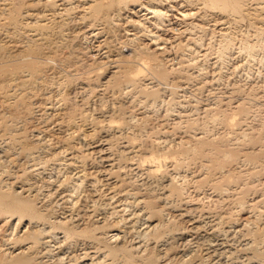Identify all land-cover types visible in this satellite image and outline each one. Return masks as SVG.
Masks as SVG:
<instances>
[{"label":"rangeland","instance_id":"374dc122","mask_svg":"<svg viewBox=\"0 0 264 264\" xmlns=\"http://www.w3.org/2000/svg\"><path fill=\"white\" fill-rule=\"evenodd\" d=\"M1 1L0 81L4 84L3 88L7 92L4 97L7 95L8 97L4 99L0 93V103H2V100L12 101L15 94V97L20 96L18 94H24V99L28 98L25 99L26 103L30 105L32 102L33 111L28 118L5 116V119H10L11 126L14 124L13 129L16 128L9 134L2 132L0 129V180L18 185L19 182L32 179L30 180L33 184L32 187H34V190H39L37 191L38 198L35 197L34 199L35 207L39 211L42 210L48 219H53L52 217L57 215H72L78 218L81 226L89 228L96 218L101 219L105 215V218L108 217L107 222L112 221L105 225V231L113 228L111 226L116 224L113 222L115 219H119L117 223L123 222L117 224L120 227L129 224L130 226L123 228L126 230L129 239L132 238L138 240V243L141 242V249L137 253L142 251V247L146 248L148 246V248L143 249L147 252L142 251V253L154 254L156 247L151 248L154 242L161 247L162 251L170 253V255L163 254L161 259L159 258L160 261H166L167 259L169 264L173 263L171 260L176 259V257L168 259L167 256H171L173 251H179L178 253L183 254L181 255L184 258L183 263L188 262L186 264L197 263L200 256L203 260L200 261L202 264H246V261L247 264H251L250 261L244 258L245 248H243V243L252 234H256L260 249H264V0H243L242 7L245 9L242 8L237 13L230 9H219V7L208 4L203 5L202 0H160L158 4L161 5L162 2L161 6L166 10L164 24L167 27H164L165 30L158 31L166 39L158 41V45L164 49H162L163 52L157 53L164 71H157L153 74L154 76L149 73L142 74V77L139 76L140 80L137 79V83H133L137 87L133 84L129 86L124 81L119 83L121 86L124 83L122 87L119 84L113 86L112 83L109 84L110 82L106 85L105 82H102L105 78H97L93 92L85 84V75L95 73L98 69L103 71L112 69L111 66L115 62L111 59L117 55L119 48L121 59H130L131 42L136 41V43L147 46L150 50L153 49V45L143 36H138L136 39L134 37L131 42L128 41L131 46L127 43L123 47L120 46L121 41L125 39L124 29L129 28V32L132 31L123 18V16L129 15L125 9L121 8L123 11H121V17L116 18L117 20L103 21V18L102 20L99 19L101 24H99V21L94 20L89 25L86 22H79L80 20L77 18L80 9V6H77L79 0H55L56 4L63 3L59 5L65 8L60 17L49 15L50 10L48 8L51 6L45 4V8H43L44 4L41 3V0L40 2L34 1L37 6L31 0ZM140 1L146 3L149 0ZM29 5L32 8L46 10L44 12L47 13V16L42 17V21L46 24L45 26L43 24L44 27L41 28L45 32L41 30L39 32L38 28H34V25L21 23L19 16L15 20L10 19V13L18 15ZM69 6L70 8H68ZM115 7L116 5H111L108 11L116 10L117 7ZM180 9H192L194 12L188 13L185 17L180 15L182 11ZM178 11L180 12L178 13ZM61 17L62 23L60 21ZM112 22L116 25L115 27ZM94 23L103 28L100 34L90 35L85 32ZM103 24H105V27ZM149 27L153 29L152 24H149ZM105 29H109L111 32ZM35 38H37L36 41H34ZM179 40L182 43L176 46L175 43ZM224 40L226 42L230 41V44L228 42L223 44ZM245 43H249L250 46L246 48ZM25 54L36 60L41 68V70L39 68L41 73H38V77L32 82L33 87L28 83L14 84L21 78L20 74L25 72L19 70L23 66L17 68L22 65L24 60L21 57ZM61 60L65 61L62 62ZM41 61L46 62L42 63ZM3 68L4 70H2ZM14 70H18L17 73ZM13 75H17L18 77H15L17 79ZM5 79L7 82H4ZM7 85H13V87L8 86L9 88H7ZM23 85H26L27 88ZM144 85L149 87L145 88L147 91L154 90V93L140 91L139 86ZM125 86L126 88H124ZM3 88L1 89L3 90ZM22 88L23 90H21ZM85 88L87 89L85 90ZM15 89L16 91H14ZM135 89H139L141 93ZM10 93L11 95H9ZM0 111V115L5 111L1 104ZM233 111L236 112L234 115H237L236 120L233 119V124H227L225 119ZM63 114L65 117H63ZM106 114L115 115L114 118L118 117L117 121L121 126L119 124L118 126L108 127L107 131L105 128L107 127L105 124L106 119L104 120ZM60 116L62 119H60ZM1 118L0 116V120ZM85 119L87 121H84ZM119 121H122V123ZM101 124H105V126H101ZM113 127L116 128L112 129ZM105 134H108V137L111 136L108 138L107 141L109 142H106L107 144H103L104 141L102 140ZM83 136H85L88 144L82 145L83 142L79 143V138ZM127 138H130V141ZM67 141L81 144L82 149L88 148L90 145L103 144V147L99 150L96 148V150L91 149L90 151L89 149L91 153L89 152L81 159L83 165L85 164L84 167L96 179L92 182L83 179L79 183V186L82 187L78 186L77 188H80L78 190L70 187L71 190L68 187L72 185L71 181L73 182V180L67 175L73 174L76 169L68 168L63 163L62 157H59L60 155L57 157L58 159L56 155H53L54 151L59 150L65 143H68ZM126 142H131L132 147L135 146L134 149L146 154L153 150L159 153L165 152L169 155L158 173H166L165 175L172 176L174 184H179L176 185L179 186L178 194L181 195L176 193L167 194L168 196L166 195L163 199L164 202H161L164 204L159 202L160 206L164 207L160 211L162 213L149 214L150 217L153 215L158 218L161 217L159 219L163 225L160 227L163 229L164 234H162L160 228L158 229H160L161 234H159V230L158 232L150 230L151 234L146 233V237L141 236L144 233H137L136 230L142 228L143 223L141 219L131 213L137 211L138 205L135 201L132 202V198L129 197L132 194L136 195V193L137 195L152 193L150 196L154 200L156 198L153 195L154 192H161L164 188H167L160 184V180L158 181L160 179L159 174V176L157 174H153L156 176L148 175L143 169L145 164L140 165L141 163L136 162L137 160L134 158L136 156L127 159L121 157V163L126 162L128 159L132 162L130 170L127 171L129 173L124 176L133 181L137 179L134 182L139 187L138 190H136V187L130 189L132 192L135 190V193L133 192L128 196L130 201L132 200L130 202L127 195L124 197L122 190L116 193V189L114 190L107 185V179L110 180L113 174L109 176L108 173L101 172V170L97 172V169L102 166L105 167L107 164L101 157L104 158L108 153L113 154V156L116 155L117 150H122V146ZM191 148H195V150L198 148L199 151L194 150V152ZM27 151L31 153L29 154L30 158L28 157L29 152L26 153ZM47 152L48 155H43ZM224 153H228L229 156L227 157L229 159L225 157L226 161H221V156ZM172 154H176V156L172 157ZM37 157L41 159L38 160ZM100 159L102 160L99 161ZM132 159H135V162ZM43 161H46V163ZM162 168L164 171L161 170ZM36 169H40L41 173L35 175L36 179H33L32 175L35 174L33 171H36ZM62 178H66V180L69 178L68 181H71L68 182ZM42 179L44 182L41 181ZM126 188L129 190L130 187L127 186ZM68 191L70 193L72 191V193L70 194ZM125 200L128 202L127 204ZM113 203L117 204V207L122 205L124 210L112 211L113 215L112 209H110L114 205ZM239 203L243 205H239ZM121 210L124 212L122 213ZM117 213L118 215L120 213L119 217L118 215L115 216ZM130 215L134 217H130L131 221L128 219ZM3 220L4 218H0V222H3ZM190 220H195L198 223L196 222L195 229H192L193 232L192 230L187 229L188 232L185 230L186 237L181 240L180 237H177V233L184 229L182 227L188 225ZM5 222L1 225L0 237H5L4 233L9 232L13 221ZM117 225L114 228L119 227ZM231 225L233 226L230 227ZM165 227L170 231H167ZM21 229L22 225H18L17 230L20 232ZM153 232L154 234H152ZM167 233L173 234L167 235ZM136 234H140V239ZM172 236L175 242H172ZM19 241L24 240L19 238ZM161 243L165 244L160 246ZM220 245L224 247V253L220 252ZM212 246L219 249L212 250ZM82 247V244L78 242L77 246L74 245L71 248L79 253ZM63 248V251L70 252L72 250L71 248H65V246ZM167 248L169 249L167 250ZM205 249L209 254H212H210L211 258L204 257ZM137 253L126 264H136L135 261L139 264L140 259H138ZM164 257L166 258L163 259Z\"/></svg>","mask_w":264,"mask_h":264},{"label":"bare ground","instance_id":"6f19581e","mask_svg":"<svg viewBox=\"0 0 264 264\" xmlns=\"http://www.w3.org/2000/svg\"><path fill=\"white\" fill-rule=\"evenodd\" d=\"M1 1V0H0ZM3 1V0H2ZM1 1V2H2ZM28 1V0H27ZM31 1H39L40 0H31ZM189 1V0H188ZM7 2V1H6ZM11 2V1H10ZM32 2V3H33ZM35 2L33 4H35ZM77 2V1H76ZM160 2V0H152V1H148L146 3H143L141 2L140 0H79L76 4L77 6H80V9L78 11V16L77 18L80 20L79 22H86V23H93L94 20H97V22L101 21L103 18L105 20H111V19H116L118 17L119 19V16L122 14L121 11H123L121 8L125 9V11H127L129 13V15H125V17L123 16V18L125 19V23L126 25H128L129 27H131V30L134 31H130L132 33L129 32V28H125L124 29V36H125V39L122 42V44L120 46L123 47V45H126L129 44L128 41L131 42V40L135 37H138V36H143L145 38H147L149 40V42L151 43V45H153V49L150 50L147 46H144L140 43H136L133 42V43H136V44H132L131 46V56H130V59H121L119 57V53L121 52L120 48L118 49V52H117V55H115V57L113 59H111V61H114L112 63H114L111 67L112 69H110L109 71H103L102 69L99 70L95 73H87V75H85V84L87 86V88L89 90H91V92H93L95 89V80H98V79H103L102 82H105V84L107 85L109 82V84L113 85V86H118V84L121 82V81H124L126 82V84H129L132 85L133 83H135L136 81H138L137 79H139V76H141L142 74H147L149 73L150 75L154 74V73H157V71L159 72H163L164 70L162 69V66L160 63V58L158 57V53L157 52H163L162 49H164L163 47H160L158 44V41L159 40H165L166 38H163L161 33H158V31L164 29L165 30V16H166V13H165V9L161 6L162 5V2H161V5H159L158 3ZM186 2V1H185ZM31 3V2H30ZM41 3L44 4V7L45 8V4L46 5H50L51 7L48 8L50 10V13H48L49 15H51L52 17H60L62 16V11L65 9L64 7H62L61 5L59 4H63L61 2L59 3H55V0H41ZM40 3V4H41ZM67 3V2H66ZM5 4V3H3ZM27 4V3H26ZM39 4V3H37ZM39 4V5H40ZM202 4L203 5H211V6H215V7H219L220 8H225V9H230L231 11L237 13V11H240L243 9H245L244 7H242L243 5V0H202ZM245 4V3H244ZM6 5V4H5ZM25 5V4H24ZM31 5V4H30ZM29 5V6H30ZM36 5V4H35ZM111 5H116L117 9L114 10V11H108V8L111 6ZM188 5V4H187ZM207 5V6H208ZM8 6V5H7ZM12 6V5H11ZM27 7L25 8L24 10H22L18 15L15 14H12L10 13V19H17V16H19L18 18L20 19L21 23H24L25 25L26 24H31V25H34V28H38L39 29V32L44 24V22L42 21V17H46L47 13H45L44 11H46L45 9H39V8H32L31 6L30 7ZM37 6V5H36ZM35 6V7H36ZM58 6V7H57ZM73 6V5H72ZM71 6V7H72ZM6 7V6H5ZM10 7V6H9ZM26 7V6H25ZM34 7V6H33ZM115 7V8H116ZM182 7V6H180ZM3 8V7H2ZM1 8V9H2ZM12 8V7H11ZM67 8V7H66ZM70 8V6L68 7ZM73 8V7H72ZM114 8V9H115ZM4 9V8H3ZM9 8L7 7V10ZM15 9V8H14ZM77 9V8H76ZM110 9V8H109ZM6 10V11H7ZM67 10V9H66ZM65 10V12H67ZM176 10V9H175ZM182 10V9H180ZM3 11V10H2ZM5 12V11H4ZM180 11H178L179 13ZM194 11H192V9H188V10H182L180 13V15L182 16H185L188 14V13H193ZM8 13V12H6ZM18 13V12H16ZM126 14V13H125ZM193 15V14H192ZM3 16V15H2ZM50 16V17H51ZM49 17V18H50ZM121 17V16H120ZM184 17V18H185ZM1 18V17H0ZM43 18V19H44ZM65 18V17H64ZM179 18V17H178ZM5 19V18H4ZM8 19V18H7ZM58 19V18H57ZM101 19V20H99ZM6 20V19H5ZM62 20V17L60 19V21ZM117 20V19H116ZM4 21V20H3ZM19 21V22H20ZM53 21H54V18H53ZM112 21V20H111ZM110 21V23H111ZM16 22H18L16 20ZM15 22V24H16ZM46 22V21H45ZM96 22V21H95ZM106 22H109V21H106ZM116 22V21H115ZM58 23V22H57ZM56 23V24H57ZM62 23V21H61ZM119 23V22H118ZM193 23V22H192ZM9 24V23H8ZM13 24H14V21H13ZM46 24V23H45ZM44 24V26H45ZM59 24V23H58ZM57 24V25H58ZM81 24V23H80ZM101 24V22L99 23ZM112 24H114L112 22ZM149 24H152L153 26V29L149 27ZM197 24V23H196ZM195 24V25H196ZM20 25V24H19ZM30 25V26H31ZM90 25V24H89ZM104 27H105V24H103ZM194 25V24H193ZM201 25V24H200ZM43 26V27H44ZM49 26V25H48ZM47 26V27H48ZM60 26V25H59ZM113 26V25H112ZM116 25L114 24V27ZM188 26V25H187ZM61 27V26H60ZM63 27V26H62ZM108 27V26H107ZM167 27V26H166ZM194 27V26H193ZM198 27V26H197ZM201 27V26H200ZM25 28V27H24ZM28 28V27H26ZM37 29V30H38ZM103 28L99 25H95L92 24L91 27H89L87 29V33H89L90 35H96L97 33L100 34L101 30ZM107 29V28H106ZM105 29V30H106ZM157 29V30H156ZM195 29V28H194ZM44 30V29H43ZM41 30V31H43ZM46 30V29H45ZM109 30V29H108ZM106 30V31H108ZM110 31V30H109ZM45 32V31H43ZM111 32V31H110ZM113 32V31H112ZM183 32V31H182ZM104 33V32H103ZM39 34V33H38ZM37 34V35H38ZM44 34V33H43ZM107 34H109L107 32ZM222 34H224V32H222ZM36 35V34H35ZM42 35V33H41ZM40 35V36H41ZM98 35V34H97ZM76 36V35H75ZM74 36V37H75ZM101 36V35H100ZM110 36V35H109ZM112 36V35H111ZM33 37V36H32ZM44 37V36H43ZM113 37V36H112ZM38 38H41V37H38ZM228 38V37H227ZM37 38L34 39V41H36ZM43 39V38H41ZM134 39V40H135ZM190 39V38H189ZM223 39V38H222ZM226 39V38H225ZM30 40H33V39H30ZM40 40V39H39ZM38 40V41H39ZM105 40V39H104ZM133 40V41H134ZM227 40V39H226ZM224 40V43L223 44H226L228 42V44H230L229 42L230 41H227ZM106 42V40H105ZM120 42V43H121ZM30 43V42H29ZM163 43V42H162ZM182 42H180V40L178 42L175 43V45H181ZM105 44V43H104ZM103 44V45H104ZM222 44V45H223ZM109 45V44H108ZM107 45V46H108ZM28 46V45H27ZM106 46V47H107ZM110 46V45H109ZM112 46V45H111ZM248 46H250L249 43H245V47L248 48ZM229 47V46H227ZM226 47V48H227ZM252 47V46H251ZM30 48V47H29ZM117 48V47H116ZM225 48V47H224ZM115 49V48H114ZM252 49V48H251ZM109 50V48H108ZM112 50V49H111ZM110 50V51H111ZM247 50V49H246ZM27 51H30V50H27ZM112 51H115V50H112ZM29 53V52H28ZM72 54V53H71ZM21 58H23L22 60V65L21 66H18L17 68H21L22 66V69H19V70H24L25 72L20 74L21 78L18 79L14 84H26L28 83L29 85L32 86V82L35 80V78L38 77V73H41L39 71V66L37 61L36 60H33L32 57L30 58V56L27 54H25V56H22ZM20 58V59H21ZM53 59V58H51ZM45 60V59H44ZM21 61V60H20ZM62 61V60H61ZM65 61V60H64ZM62 61V62H64ZM42 62V61H41ZM39 62V63H41ZM46 62V61H44ZM42 62V63H44ZM68 62V61H67ZM50 63V62H49ZM11 65V64H10ZM8 66V65H7ZM16 66V65H15ZM1 67V66H0ZM42 67V66H41ZM6 68V67H5ZM92 68V67H91ZM100 68V67H98ZM1 69V68H0ZM4 70V68L2 69ZM41 70V68H40ZM15 73H17L16 71L18 70H14ZM94 72V71H93ZM12 73V72H11ZM21 73V72H20ZM165 73V72H164ZM3 74V72H2ZM145 74V75H146ZM160 75V73H158ZM66 75V74H65ZM161 75H163V73H161ZM14 76V75H13ZM17 76V75H16ZM14 76V78L16 77ZM63 76V75H62ZM148 76V75H147ZM154 76V75H153ZM156 76V74H155ZM11 77V76H10ZM9 77V78H10ZM18 77V76H17ZM65 77V76H64ZM142 77V76H141ZM151 78H153L152 76H150ZM9 78H7L8 80H10ZM13 78V79H14ZM98 78V79H97ZM155 78V77H154ZM17 79V78H15ZM40 79V78H39ZM83 79V78H82ZM142 79V78H141ZM6 80V79H5ZM4 82H7V80ZM12 80V78H11ZM68 80V79H67ZM140 80V79H139ZM153 80V79H152ZM37 81V80H36ZM65 81H66V78H65ZM67 82V81H66ZM65 82V83H66ZM11 83V82H10ZM100 83V82H99ZM122 83V82H121ZM137 83V82H136ZM135 83V84H136ZM6 84V83H5ZM12 84V83H11ZM34 84V83H33ZM63 85V84H62ZM61 85V86H62ZM120 85V84H119ZM134 85V84H133ZM138 85V84H137ZM143 85V84H142ZM7 85V88H9L10 86L13 87V85ZM24 87L26 85H23ZM60 86V84H59ZM110 86V85H108ZM107 86V87H108ZM121 86V85H120ZM124 86V83L123 85ZM121 86V87H122ZM127 86V85H126ZM126 86L124 88H126ZM135 86V85H134ZM4 87V84H2V82L0 81V93L2 94V96L4 97L5 93H7L5 91V89L3 88ZM19 87V86H17ZM22 87V86H20ZM132 87V86H131ZM137 87V86H135ZM140 88V91H143L146 93V89L149 88V87H145L144 86H139ZM3 88V90L1 89ZM16 88V87H15ZM27 88V86L25 87ZM85 88V90L87 89ZM112 88V87H111ZM114 88V87H113ZM112 88V89H113ZM146 88V89H145ZM151 88V87H150ZM94 89V90H93ZM117 89V88H116ZM122 89V88H121ZM120 89V90H121ZM133 89V87H132ZM139 89H135L137 90L138 92ZM154 89V88H153ZM7 90V89H6ZM10 90V89H9ZM23 90V88L21 89ZM115 90V89H114ZM119 90V89H118ZM134 90V89H133ZM8 91V90H7ZM16 91V89L14 90ZM60 91V89H59ZM122 91V90H121ZM136 91V92H137ZM150 91V93H154V90H148ZM147 91V92H148ZM90 92V91H89ZM142 92V93H143ZM12 93V92H11ZM11 93L9 95H11ZM141 93V92H140ZM150 93H147V94H150ZM27 94V93H26ZM147 94H144V95H147ZM156 94V92H155ZM20 96H16V94L11 96V98L13 97L12 101H4L2 100L0 103L3 108L5 109L4 112H2L3 114L0 115L2 118L0 120V129L2 132L4 133H7L9 134L12 130H15V128L13 129V125L11 126V124L9 123L10 119L6 118L5 119V116H10V117H19L21 116V119L22 117L23 118H28L30 117V115L32 114V111H33V107L30 103V105H28L26 103V98L24 99V94H18ZM151 95V94H150ZM1 96V97H2ZM62 96V94H61ZM141 96V95H140ZM148 96V95H147ZM154 96V95H153ZM5 97H8L5 96ZM4 97V99H5ZM10 97V96H9ZM64 97V96H62ZM61 97V98H62ZM155 97V96H154ZM153 97V98H154ZM145 98V97H144ZM8 99V98H7ZM28 99V98H27ZM65 99V97L63 98ZM147 99V98H145ZM132 100V98H131ZM112 107V106H111ZM83 108V107H82ZM1 112V111H0ZM63 112V111H61ZM107 112V111H106ZM110 112V111H109ZM114 112V111H113ZM119 112V111H118ZM65 113V112H64ZM112 113V111H111ZM236 112L233 111V113H231L230 116H228L226 119H225V122L227 124H233L232 121L236 120V116L235 115ZM60 114V113H58ZM84 114V113H83ZM114 114V113H112ZM64 115V114H63ZM62 115V116H63ZM107 115V114H106ZM105 115V116H106ZM68 116V115H67ZM66 116V117H67ZM84 116V115H83ZM82 116V117H83ZM104 116V120L106 119V126L105 127L108 131V127H112V126H118V117L117 118H114V116H112L111 114H108L107 117L105 118ZM61 117V116H60ZM65 117V115L63 116ZM85 117V116H84ZM70 118V117H69ZM87 118V117H86ZM121 118V117H120ZM225 118V117H224ZM57 119V118H56ZM62 119V117L60 118ZM103 119V118H102ZM234 119V120H233ZM27 120V119H26ZM94 120V119H93ZM99 120V119H98ZM133 120V119H132ZM65 121V120H64ZM84 121H87L86 119ZM92 121V120H91ZM103 121V120H102ZM60 122V121H59ZM67 122V121H66ZM101 122V121H99ZM122 123V121H119ZM12 123V122H11ZM62 123V122H61ZM68 123V122H67ZM70 123V122H69ZM83 123V122H82ZM96 123V121H95ZM131 123V122H130ZM97 124V123H96ZM105 124H101L105 126ZM69 125V124H68ZM71 126L73 124H70ZM98 125V124H97ZM62 126V125H61ZM94 126V125H93ZM121 126V124H120ZM70 127V126H69ZM69 127H68V130H69ZM71 128V127H70ZM77 128V127H76ZM116 127H113L112 129H115ZM120 128V127H119ZM128 128V127H127ZM232 128V127H231ZM75 129V127H74ZM118 129V128H117ZM72 130V129H71ZM49 131V130H48ZM94 131V130H93ZM110 131V130H109ZM112 132V130H111ZM133 132V131H132ZM13 133V132H12ZM66 133V132H65ZM68 133H71V132H68ZM76 133V132H75ZM84 133V132H83ZM92 133V132H91ZM110 134V132H108ZM72 134V133H71ZM70 134V135H71ZM89 134V133H88ZM115 134V133H114ZM3 135V134H2ZM84 135V134H83ZM106 135V134H105ZM103 136V141L105 144L106 142H109L107 141L108 138H110L111 136ZM10 136V135H9ZM69 136V135H68ZM72 137V136H71ZM116 137V136H114ZM117 137H119L117 135ZM137 138V137H136ZM135 138V140H136ZM11 139V137H10ZM80 141L79 143H82V145H85V144H88L87 141H86V138L85 136L79 138ZM119 139V138H118ZM128 139V138H127ZM130 139V138H129ZM128 139V140H129ZM140 140V139H139ZM23 141V140H22ZM92 141V140H91ZM125 141V140H124ZM130 141V140H129ZM201 141V140H200ZM17 142V141H16ZM68 142V141H67ZM74 142V141H73ZM161 142V141H160ZM37 143V142H36ZM78 143V142H77ZM131 143V142H130ZM126 142L123 146H122V150L118 149L117 150V154L113 156V154H106L103 157H101L102 159H104L107 164L106 166H102L101 168L97 169V172H99L101 170V172H105L106 174L108 173L109 176L111 174H113V177L110 178V180L107 179L106 183L107 185L110 186V188L112 187V189H116V193L117 191L119 192V190L123 191V195H125L124 197H126L127 195V198L131 197L132 198V202H136L135 204L138 205V209L136 212H131L134 214V216H136L137 218L141 219L142 220V223H143V227L139 228V230H136L137 233L138 232H141L143 235V237H146L147 234H151L149 231L150 230H153L154 232L159 230L160 232V229H161V220L159 218L161 217H155L154 215L156 214H159V213H162L160 212L161 209H164V207L162 208L160 206V203L161 202H164L163 199H165L164 197L167 195V194H172V193H176L178 194L179 193V184H174V179H172V176H168V175H165V174H159L158 172L160 171V167L162 166L163 162L167 161L165 160L166 157H168L169 155L167 153H159V152H155V151H150L149 153H143L141 151H138V149H134L132 147V145ZM165 143V142H164ZM7 144V143H6ZM31 144V143H30ZM33 144V143H32ZM103 144L102 143H99V144H95V145H90L88 148H84L82 149L80 145L78 144H75V143H71V142H68V143H65V145H63L59 150H56L54 151L53 155H56V158L59 156V157H62V160H64V164L68 166V168H75L76 171L73 173V174H69L67 175L68 177H70L71 180H73V182L71 181L72 185L71 186H68L69 188L71 187L72 189L76 190V188L79 186V183L80 181L82 182V180H86V181H89V182H92L95 178H93V174L90 175V172L87 171V169L84 167L83 165V162H81L82 158L87 155L91 149H95L96 148L99 150L103 147ZM107 144V143H106ZM110 144V143H108ZM10 145V144H9ZM35 145V144H34ZM33 145V146H34ZM111 145V144H110ZM109 145V146H110ZM134 145V144H133ZM11 146V145H10ZM106 147V146H105ZM146 147V146H145ZM8 148H10L8 146ZM21 148V146H20ZM19 148V149H20ZM23 148V147H22ZM24 148H25V145H24ZM23 148V150H24ZM38 149V148H37ZM90 149V151H89ZM192 149V148H191ZM198 149V148H197ZM195 150V148H193L192 150L194 151H199V150ZM22 150V149H21ZM22 150V151H23ZM53 150V149H52ZM34 151V150H33ZM184 151V150H183ZM194 151V152H195ZM29 152V153H28ZM36 152V151H35ZM33 152V153H35ZM40 152V151H39ZM52 152V151H51ZM172 152V151H171ZM187 152V151H186ZM26 153H28V157L30 156L29 154L30 151H27ZM42 153V152H41ZM44 153V151H43ZM91 153V152H90ZM39 154V153H38ZM37 154V155H38ZM50 154V153H49ZM171 154V153H170ZM187 154V153H186ZM36 155V154H35ZM36 155V156H37ZM43 155H48V152L47 154H43ZM51 155V154H50ZM52 155V156H53ZM222 155V154H221ZM25 156V155H24ZM32 156V155H31ZM34 156V155H33ZM101 156V155H100ZM132 156H136L134 157L138 162V163H141L140 165H143V163L145 164V172L148 173V175H153V174H159L160 175V179H158V181L160 180V184L163 185V187H167V188H164L161 192H154V196L156 197L154 200L151 199L152 196H150V194H143V195H136L132 194L129 196V194L133 193L132 191H130V189H132L133 187H136V190H138L139 187L138 184L136 185V183L134 181H137L136 180H130L127 178V176L125 177L124 175L127 173L128 170H130V165H132L131 161H126L124 163H121L120 162V158H132ZM171 156V155H170ZM176 154H172V157H175ZM229 156L228 153H224L222 156H221V161L225 160L226 161V158ZM39 157V156H38ZM37 157V158H38ZM44 157V156H42ZM231 157V156H230ZM30 158V157H29ZM34 159V157H32ZM31 158V160H32ZM36 158V159H37ZM46 158V157H45ZM51 158V157H50ZM55 158V156H54ZM86 158V157H85ZM41 159V158H40ZM38 158V160H40ZM58 159V158H57ZM55 159V160H57ZM102 159H100L99 161H101ZM135 159H132L133 161ZM227 159H229L227 157ZM1 160V159H0ZM48 160V159H46ZM52 160V159H51ZM85 160V159H84ZM123 160V159H121ZM178 160V159H177ZM37 161V160H36ZM80 161V162H79ZM40 162V161H38ZM46 163V161H43ZM98 162V161H97ZM135 162V161H134ZM169 162V161H168ZM176 162V161H175ZM137 163V164H138ZM217 163V162H216ZM215 163V164H216ZM219 163V162H218ZM222 163V162H221ZM134 164V163H133ZM136 164V163H135ZM44 165V164H43ZM164 166V165H163ZM162 166V167H163ZM134 167V166H133ZM33 168V167H32ZM35 170V169H34ZM40 170V169H39ZM38 169H36V171H33L35 172V174L32 175V178L33 179H36L35 178V175L37 174H40L41 171H39ZM99 170V171H98ZM132 170V169H131ZM161 170L164 171V169L162 168ZM96 171V170H95ZM92 172V171H91ZM100 172V173H101ZM162 172V171H161ZM129 173V172H128ZM127 173V174H128ZM163 173V172H162ZM131 174V173H130ZM74 175V176H73ZM158 175V176H159ZM66 176V177H67ZM95 176V175H94ZM108 176V175H106ZM112 176V175H111ZM153 176H156V175H153ZM152 176V177H153ZM65 177V176H64ZM30 178V177H29ZM41 178V177H40ZM158 178V177H157ZM63 179V178H62ZM66 180V178H64ZM63 179V180H64ZM69 179V178H68ZM68 179L66 181H68ZM32 179H26V181L24 182H19L18 185H13L14 183L13 182H9V181H1L0 180V218H4L3 222L6 221H13L10 225V230L9 232L7 233H4L5 234V237H0V264H126L128 261H130V259L132 257L135 256V254L141 249V242L138 243V240H133L132 238H128V236L126 235V230L124 229L126 224L123 226V227H120L119 225L117 224H122L123 222H119V219H115L113 220V222H115L116 224H114V226H111L113 227L112 229H110L109 231H105V225H107V223H109L111 220L108 221V217L105 218V215L104 217H102L101 219L99 218H96L94 223L91 225V227L89 228H85V226H81L80 225V222L78 220V218L75 216L73 217L72 215H64V216H60V215H57V216H53L52 218L53 219H48V217H45L43 211H39L38 209H36V205L34 204V199L35 197H37V189L34 190V187H32L33 184L32 181H30ZM41 181L44 182V180L42 179ZM68 181V182H70ZM203 181V180H202ZM35 182V180H34ZM64 182V181H63ZM47 183V182H46ZM84 183V181H83ZM61 184V183H60ZM82 184V183H81ZM65 185L67 186L66 182H65ZM69 185V183H68ZM39 186V185H38ZM65 186V187H66ZM127 186H129V190L126 188ZM181 186V185H180ZM79 187H82L81 185ZM36 188V187H35ZM70 188V189H71ZM149 188V187H148ZM69 189V190H70ZM71 189V190H72ZM80 189V188H77V190ZM67 190V188H66ZM149 190V189H148ZM153 190V189H151ZM182 190V189H180ZM147 191V189H146ZM69 192V191H68ZM75 192V191H74ZM79 192V191H78ZM111 192V191H110ZM148 192V191H147ZM153 192V191H152ZM182 192V191H181ZM70 193V192H69ZM72 193V191H71ZM70 193V194H71ZM76 193V192H75ZM135 193V192H134ZM144 193H145V189H144ZM149 193V192H148ZM74 194V193H73ZM119 194V193H118ZM76 195V194H74ZM114 195V194H113ZM122 195V194H120ZM122 195V196H123ZM178 195H181V194H178ZM63 196V195H62ZM68 196V195H67ZM73 196V195H72ZM71 196V197H72ZM129 196V197H128ZM168 196V195H167ZM172 196V195H171ZM70 197V196H69ZM70 197V198H71ZM75 197V196H74ZM111 196H109L110 198ZM121 197V196H120ZM38 198V197H37ZM108 198V199H109ZM123 198V197H121ZM126 198V200H127ZM74 199V198H73ZM112 199V198H110ZM109 199V200H110ZM115 199V198H114ZM114 199H113V202H114ZM119 199V198H118ZM125 199V198H124ZM46 200V199H45ZM72 200V199H71ZM125 200V202H126ZM116 201V200H115ZM120 201V200H118ZM129 201H130V198H129ZM130 201V202H131ZM112 202V201H111ZM160 202V203H159ZM70 203V202H69ZM73 203V202H72ZM106 203V202H104ZM116 203V202H115ZM118 203V202H117ZM120 203V202H119ZM128 202H126L127 204ZM65 204V203H64ZM114 204V203H113ZM121 204V203H120ZM123 204V203H122ZM132 204V203H131ZM161 204H164V203H161ZM50 205V204H49ZM106 205V204H104ZM125 205V204H124ZM123 205V206H124ZM130 205V203H129ZM239 205H243V204H240ZM72 206V205H71ZM118 205L117 204H114L113 206H111L110 209L111 212L113 211H120V209H123L122 205L120 207H117ZM131 206V205H130ZM163 206V205H162ZM74 207V206H73ZM126 207H128L126 205ZM49 209V208H48ZM47 209V210H48ZM124 210V209H123ZM118 211V212H119ZM111 212H109L111 214ZM112 212V213H113ZM121 212L123 213L124 211L121 210ZM127 212V211H126ZM106 213V212H105ZM70 214V213H69ZM125 214V213H124ZM124 214H121L122 216ZM130 214V213H129ZM128 214V215H129ZM149 214H154L152 217L149 216ZM179 214H182V213H179ZM63 215V214H62ZM78 215V214H77ZM114 215V213H113ZM118 213L115 215L117 216ZM120 215V213H119ZM118 215V217H119ZM127 215V214H126ZM176 215V214H175ZM79 216V215H78ZM107 216V215H106ZM121 216V217H122ZM132 216V217H131ZM160 216V215H159ZM181 216V215H180ZM184 216V215H183ZM110 217V215H109ZM121 217H120V220H121ZM129 218V221L130 220V217L131 218H134L133 215H130L128 216ZM150 217V218H149ZM155 217V218H153ZM50 218V217H49ZM125 218L127 219V217L125 216ZM84 219V218H83ZM114 219V217H113ZM126 219H123V220H126ZM163 219V218H162ZM221 220V217L219 218ZM40 220V221H38ZM140 220V221H141ZM135 221V219H134ZM132 221V222H134ZM163 221V220H162ZM185 221V220H183ZM3 222H0V228H1V225L3 224ZM5 222V223H6ZM112 222V221H111ZM137 222V221H136ZM135 222V223H136ZM188 222V221H186ZM197 221H189L188 222V225H185L183 226L182 230H180V232L177 233V237L181 238H185V233L189 231H191L193 228L195 229L196 227V223ZM4 223V224H5ZM127 223V222H126ZM134 223V224H135ZM164 223V222H163ZM18 225H22V229L20 230V232L17 230V226ZM80 225V226H79ZM111 225V224H110ZM113 225V224H112ZM115 225L119 226V227H115ZM170 225V224H169ZM236 226H238L237 224H235ZM247 225V224H245ZM128 226H130L128 224ZM126 226V228L128 227ZM134 226V225H132ZM136 226V224H135ZM223 226V225H222ZM233 225H231L230 227H232ZM137 227V226H136ZM226 227V226H225ZM104 228V229H103ZM110 228V227H108ZM107 228V229H108ZM160 228V229H158ZM164 228V227H163ZM166 230H167V227H165ZM235 228V227H233ZM2 229H3V226H2ZM135 229V228H134ZM133 229V230H134ZM178 229V228H177ZM188 229V230H187ZM131 230H132V227H131ZM162 231V234L163 233V229H161ZM185 230H187L185 232ZM238 230V229H237ZM165 231V230H164ZM167 231H170V230H167ZM226 231V229H225ZM229 231V230H228ZM227 231V232H228ZM131 232V231H130ZM152 232V231H151ZM154 232L152 234H154ZM161 232L159 234H161ZM193 232V230H192ZM215 232V231H214ZM254 232V231H252ZM251 232V233H252ZM1 233V232H0ZM136 233V232H135ZM195 233V232H194ZM77 234V235H75ZM78 234H84V235H78ZM171 234V233H170ZM167 233V235H170ZM173 234V233H172ZM171 234V235H172ZM192 234V233H191ZM137 235V234H136ZM140 235V234H139ZM137 235V236H139ZM145 235V236H144ZM156 235V233H155ZM176 235V234H175ZM189 235V234H188ZM74 236V237H73ZM127 236V237H126ZM159 236V235H158ZM165 236V235H164ZM163 236V237H164ZM169 237V236H168ZM176 237V236H175ZM19 238H22L24 241H19L18 242V239ZM83 238V239H81ZM167 238V237H166ZM170 238V237H169ZM139 239H140V236H139ZM257 239H258V236L256 234H252L250 238H248V240H246L245 243H243V248H245V252H244V255H245V259H247L248 261H250L249 263L251 264H264V249H260V246L258 245L257 243ZM172 242H175L173 239V236H172ZM178 240V239H177ZM208 240V239H207ZM142 241V240H140ZM164 241V240H163ZM169 241V240H168ZM23 242V243H22ZM78 242H80V244H82V250L78 253L76 251H74L71 247H74L77 246ZM171 242V241H170ZM167 243V242H166ZM162 244H165V243H161L160 246ZM208 245H210L209 243H207ZM216 244V243H215ZM154 242V244H152L151 248L152 247H156L153 252V250H151V252H153L154 254H145L144 252H147V251H144L143 249H146L148 248V246L146 248H143L142 247V251H144L143 253L145 254V256H143L144 254L142 253V251L140 253H137V255L139 256L138 259H140V261L138 262L139 264H169V262L167 261H164V260H161V256H163V254H168L170 255L169 252L165 253L164 250L162 251L161 247H159V245ZM167 245H170V244H167ZM184 245V244H183ZM219 245V244H218ZM65 246V248H68V249H72L70 252H68L67 250L66 251H63L62 248ZM164 246V245H163ZM214 246V245H213ZM212 246V250H215L217 249L216 246L213 247ZM259 246V247H258ZM81 247V246H80ZM169 247V246H167ZM211 247V246H210ZM220 245V252L224 253L223 252V248ZM150 248V247H149ZM163 248V247H162ZM171 248V246H170ZM175 248V247H174ZM208 249V247H206ZM64 249V248H63ZM169 248H167L168 250ZM219 249V248H218ZM217 249V250H218ZM243 250V249H242ZM189 251V250H188ZM228 251V250H227ZM134 252V254H133ZM179 251H173L171 256H167L168 259H173V257H176V259L174 260H171L173 263L171 264H186V263H183L184 262V258H182L181 253H178ZM185 252V251H183ZM187 252V251H186ZM192 252V251H190ZM211 252V251H210ZM142 253V254H141ZM218 253V252H217ZM193 255V253H191ZM204 257H209L211 258V255L209 254V252L205 249V252H204ZM216 254V253H214ZM213 254V255H214ZM164 255V256H165ZM175 255V256H174ZM187 255V254H186ZM202 255V254H201ZM210 255V256H209ZM218 255V254H217ZM203 257V258H204ZM238 257V256H236ZM160 258V259H159ZM166 257H164L163 259H165ZM188 258V257H187ZM106 259H109V260H106ZM117 259V260H115ZM115 260V261H114ZM133 260V259H132ZM186 260V259H185ZM198 262L194 263V264H202L201 262L203 261L202 260V257L200 256L198 258ZM205 260V258H204ZM207 260V258H206ZM170 261V260H169ZM170 261V262H171ZM188 261V260H187ZM201 261V262H200ZM177 262V263H176ZM130 263V262H129ZM135 263L137 264V262L135 261ZM209 263V262H208ZM248 262L246 261V264ZM215 264V263H214ZM242 264V263H240ZM245 264V263H244Z\"/></svg>","mask_w":264,"mask_h":264}]
</instances>
